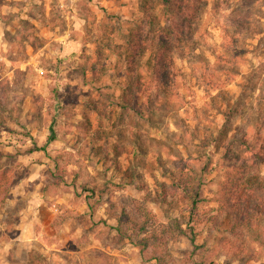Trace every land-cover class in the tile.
<instances>
[{"label": "rangeland", "instance_id": "obj_1", "mask_svg": "<svg viewBox=\"0 0 264 264\" xmlns=\"http://www.w3.org/2000/svg\"><path fill=\"white\" fill-rule=\"evenodd\" d=\"M183 5L0 0V264H264V0Z\"/></svg>", "mask_w": 264, "mask_h": 264}, {"label": "trees", "instance_id": "obj_2", "mask_svg": "<svg viewBox=\"0 0 264 264\" xmlns=\"http://www.w3.org/2000/svg\"><path fill=\"white\" fill-rule=\"evenodd\" d=\"M180 1V4H184L181 8L180 11H182V14L185 16L186 19L193 21L198 15L199 10H200V2L201 0H177ZM163 4L168 8L170 4L172 3V0H161ZM183 2V3H182ZM181 6V5H180ZM148 7L147 9H149ZM152 10V8H150ZM165 12L164 14H166ZM148 16L153 19V14L152 12H149ZM150 24H154L153 20H150ZM137 28H140L138 26ZM134 28L132 29L131 33L128 34L126 38V43H127V49L138 52V49H145V46L153 47V54L151 55V60L154 61L156 64L153 66V79L159 80L161 76L164 75L165 70H160L159 64L163 65L164 61L171 62L173 59L170 58L169 56L171 54V46L169 45V42L165 41L164 39L159 40V41H154L155 36H145L143 34V31L140 29ZM158 37V36H157ZM172 59V60H171ZM170 60V61H169ZM158 64V65H157ZM165 79V78H164ZM150 88V85H147L146 81H141V80H136L132 81L131 84H129L128 87V92L126 93V103H131L133 102V98L137 99L141 95L145 97H150L151 95L148 94V89ZM53 136H51L50 139H52ZM46 148L45 146H39L37 143L34 142V147L30 151H45ZM185 181V183L183 182ZM180 181V183L183 184H188L189 181L186 179ZM16 183V180H9L6 179L4 176H0V198L1 200H5L8 197V194L10 192V188ZM177 186H182V184H176ZM183 187V186H182ZM247 193V192H246ZM257 192H254L253 194H256ZM254 199L256 197H261V194L259 192L258 196H253ZM196 201H194L193 206H192V212H194V208L196 207ZM233 207V205H231ZM236 207L239 208V206L236 205ZM229 211V210H228ZM231 211V210H230ZM229 211V212H230ZM232 212V211H231ZM240 214L238 215V220L240 219ZM144 229V228H142Z\"/></svg>", "mask_w": 264, "mask_h": 264}, {"label": "crops", "instance_id": "obj_3", "mask_svg": "<svg viewBox=\"0 0 264 264\" xmlns=\"http://www.w3.org/2000/svg\"><path fill=\"white\" fill-rule=\"evenodd\" d=\"M32 152H34V151H32ZM12 188V187H11ZM11 188H10V190H11ZM12 191H13V189H12ZM12 191H11V193H12ZM10 193V192H9ZM7 199V198H6Z\"/></svg>", "mask_w": 264, "mask_h": 264}]
</instances>
